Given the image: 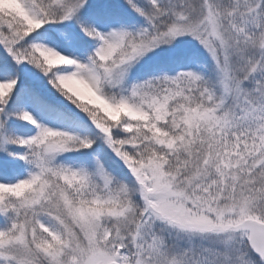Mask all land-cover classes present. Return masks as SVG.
Wrapping results in <instances>:
<instances>
[{"label": "snow or ice", "instance_id": "6c2138e0", "mask_svg": "<svg viewBox=\"0 0 264 264\" xmlns=\"http://www.w3.org/2000/svg\"><path fill=\"white\" fill-rule=\"evenodd\" d=\"M0 264H264V0H0Z\"/></svg>", "mask_w": 264, "mask_h": 264}]
</instances>
